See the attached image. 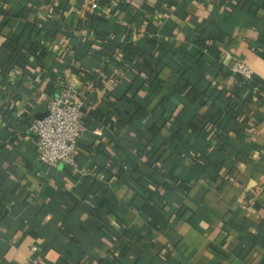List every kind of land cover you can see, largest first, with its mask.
Listing matches in <instances>:
<instances>
[{
    "label": "crops",
    "instance_id": "obj_1",
    "mask_svg": "<svg viewBox=\"0 0 264 264\" xmlns=\"http://www.w3.org/2000/svg\"><path fill=\"white\" fill-rule=\"evenodd\" d=\"M65 81L86 131L48 166L28 127ZM0 209V264H264V0H0Z\"/></svg>",
    "mask_w": 264,
    "mask_h": 264
},
{
    "label": "built area",
    "instance_id": "obj_2",
    "mask_svg": "<svg viewBox=\"0 0 264 264\" xmlns=\"http://www.w3.org/2000/svg\"><path fill=\"white\" fill-rule=\"evenodd\" d=\"M97 8L96 2L90 4V9ZM230 72L244 82L253 81L251 68L242 61L235 62ZM47 112L48 116L33 121L28 127V132L35 138L38 159L48 166L72 167L75 164L79 141L86 131L83 125L86 117L84 102L76 85L67 81L61 82L56 96L48 105ZM36 251L37 249L33 247L32 255H35Z\"/></svg>",
    "mask_w": 264,
    "mask_h": 264
},
{
    "label": "trees",
    "instance_id": "obj_3",
    "mask_svg": "<svg viewBox=\"0 0 264 264\" xmlns=\"http://www.w3.org/2000/svg\"><path fill=\"white\" fill-rule=\"evenodd\" d=\"M41 4V3H40ZM100 21V20H99ZM99 21H96L97 23H99ZM20 40H22L21 38H19L18 40H16L15 42H8V48H9V51L11 52V54L9 53L7 55V64H9L10 66L12 65H17V64H20V62L18 60H16L15 57H17V55H20V53H22V51H24L25 48H23L24 46V43L21 42ZM153 45H155V47H157L158 49L156 51H153L152 55H153V58H154V54L155 52H158L162 49V44H156V42H152ZM112 50V51H116V49H113V48H109V47H106L104 48L103 50H99V51H92L91 50V47L90 45L88 44H85V45H79L77 47L74 48V61L75 63H82L86 60L87 57L89 56H92V57H95L97 59H99L100 57H102V55H104V57H107L110 61H112V56L109 55V51ZM29 53H31L33 55L34 58H36L37 60H42V58L45 56V50L43 48H40L38 47V44H34L32 45L31 49L28 50ZM124 51H127L128 52V48H125ZM123 51V52H124ZM130 56L132 57V54L131 52L127 55V57H125V59L127 61H130L128 58H130ZM141 59H137L134 61V64L131 62L129 65L131 67H138L139 69H146V68H149V72H148V76L150 78V84L151 86L155 89V90H159L160 88H162V82L158 79L157 77V73H156V69H154V67L150 68L152 65H150L148 63V60L150 59H147L146 56H144V54L142 53L140 55ZM25 64V63H24ZM23 64V65H24ZM18 66V65H17ZM74 69V68H73ZM238 78V77H237ZM240 79V78H238ZM241 80V79H240ZM242 81V80H241ZM61 83V82H60ZM60 83L58 84V87H57V92H58V89H59V85ZM246 84V82L244 83ZM259 87L260 86H256L254 85V88L251 87L249 88L251 91H253L254 93H256V97L259 99ZM189 88V86H185L184 87V91H186L187 89ZM238 91V90H237ZM237 93V92H236ZM57 94V93H56ZM55 94V96H56ZM235 94V93H234ZM258 95V96H257ZM54 96V97H55ZM53 97V98H54ZM84 112L87 116V113H86V110L84 109ZM229 115L231 117H233V119H236L238 117V113L236 112V110L234 111L232 108H230L228 111ZM30 126V125H29ZM67 167V166H65ZM152 177V176H151ZM150 177V178H151ZM152 183H154V179H150ZM155 184V183H154ZM153 198L155 199V194L153 195ZM5 212H3L1 209H0V220L3 218ZM98 264H115V262H108L106 260H102L100 261Z\"/></svg>",
    "mask_w": 264,
    "mask_h": 264
},
{
    "label": "water",
    "instance_id": "obj_4",
    "mask_svg": "<svg viewBox=\"0 0 264 264\" xmlns=\"http://www.w3.org/2000/svg\"><path fill=\"white\" fill-rule=\"evenodd\" d=\"M46 116H48V112L45 113V114H43V115L39 118V120H42V119L45 118Z\"/></svg>",
    "mask_w": 264,
    "mask_h": 264
}]
</instances>
